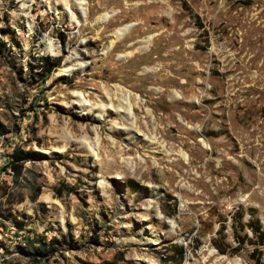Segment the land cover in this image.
<instances>
[{
	"label": "rangeland",
	"instance_id": "obj_1",
	"mask_svg": "<svg viewBox=\"0 0 264 264\" xmlns=\"http://www.w3.org/2000/svg\"><path fill=\"white\" fill-rule=\"evenodd\" d=\"M82 1L0 0V264L264 263V0Z\"/></svg>",
	"mask_w": 264,
	"mask_h": 264
},
{
	"label": "trees",
	"instance_id": "obj_2",
	"mask_svg": "<svg viewBox=\"0 0 264 264\" xmlns=\"http://www.w3.org/2000/svg\"><path fill=\"white\" fill-rule=\"evenodd\" d=\"M59 64L58 61L55 62V65H51L49 68H46V66L43 69V78L47 79L52 72H54V68L55 66H57ZM42 72V73H43ZM29 155L20 150L19 148H16L13 150V152H11L10 154H8L7 156V162L5 164V168L4 171L8 172L11 174L12 178L17 179V177H20L22 170H23V164L25 163V161H27L29 159ZM69 191H72L71 188ZM39 193L37 192V194H35V198L38 197ZM234 220L232 222V226L234 225ZM246 228H248L251 233L256 237V242L258 245H264V230H262L259 225H258V221H254L251 222L249 221L246 225ZM243 226L240 227V229ZM236 229V228H235ZM234 235H235V239L237 240V242L239 243H244L247 238L244 236L243 238H240L239 236H236V230H234ZM39 242V246L38 247H34L33 245H30L28 248V251L30 253L31 256L38 258V257H43L45 256L46 253H48V248L47 246H50L49 242H44L43 240H38ZM223 239L219 237V239L215 240L213 242V246L218 250V252L220 254H225L227 252V250L229 249L227 246L223 245ZM170 250L173 251L171 256H166L164 259V261L166 263L169 264H182L184 261V251L182 247H176V246H171ZM255 252L258 253V256L252 255L253 256V260H254V264H264L261 262L260 260V253L259 251L255 250Z\"/></svg>",
	"mask_w": 264,
	"mask_h": 264
},
{
	"label": "bare ground",
	"instance_id": "obj_3",
	"mask_svg": "<svg viewBox=\"0 0 264 264\" xmlns=\"http://www.w3.org/2000/svg\"><path fill=\"white\" fill-rule=\"evenodd\" d=\"M61 1L65 5V7H66V10L65 11L67 13H69L71 20H76L75 14L72 12V10H71V8H70V6L68 4V0H61ZM75 4L79 6L78 8H79L80 13L83 16H86V9L84 7V5H85L84 1H82V0H75ZM112 15H114V14L113 13L112 14L104 13V14H102V15H100L98 17L97 22L98 23H105L107 20H109L112 17ZM129 27H130L129 25H126V26H123V27H119V28H117L115 30V32L113 33V39L109 43L108 50H110L112 48L113 44L115 42L119 41L126 34V32L129 30ZM142 48L145 49L146 46H144ZM47 51H49L52 56H58L59 55V52L58 51H55V49H53V47L51 45H49L47 47ZM71 56L74 59H77L78 58V56L75 55V54H73V53H72ZM124 56H127L128 57V56H130V54L120 55L121 58L124 57ZM74 65H78V64H74ZM78 69H80V68L77 67V66H73V67H66V68H64L61 71H63V73H66L67 74L68 72L70 73V72L75 71V70L78 71ZM116 88H117V92L119 91L121 93V95H122V101L120 103L121 105L118 107V111L121 112V113H124L125 116H126V119L131 118L132 117L131 115L133 113L132 112V109L136 105V102H131V100H130V94L129 93H124V91L120 87H118V86ZM74 95L76 96V99L74 101V105L76 104V106L79 107L81 110L86 109L87 106L90 105L87 102V100L84 98V96H83L82 93H80V92L79 93H74ZM100 108L102 109V113H101V115H99V118H102V116H104V114H105L104 113L105 110L106 109L107 110L108 109H111L112 107H111V104H108V105H101ZM131 124H133V122H131ZM96 149H97L96 147L90 148V152L94 156H97ZM116 177L120 179V176L119 175L116 176ZM104 184H105L104 182H100V185L101 186H103ZM156 240L157 239H155L154 241H156Z\"/></svg>",
	"mask_w": 264,
	"mask_h": 264
}]
</instances>
